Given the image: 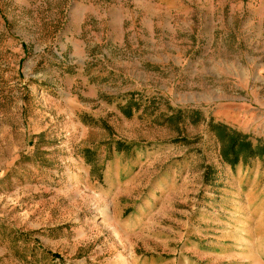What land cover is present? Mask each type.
Masks as SVG:
<instances>
[{
  "label": "rangeland",
  "instance_id": "rangeland-1",
  "mask_svg": "<svg viewBox=\"0 0 264 264\" xmlns=\"http://www.w3.org/2000/svg\"><path fill=\"white\" fill-rule=\"evenodd\" d=\"M263 120L264 0H0V264H264Z\"/></svg>",
  "mask_w": 264,
  "mask_h": 264
},
{
  "label": "trees",
  "instance_id": "trees-1",
  "mask_svg": "<svg viewBox=\"0 0 264 264\" xmlns=\"http://www.w3.org/2000/svg\"><path fill=\"white\" fill-rule=\"evenodd\" d=\"M237 149L240 151L244 150L247 153L248 158H253L256 155H258L260 152L261 153L263 152V150L262 151L260 150L259 153H256V151L253 150L251 143L247 142V140L245 138H242L241 135L239 134L233 136V140L230 145L229 151H227L225 156L229 158V156L232 155L234 152H236Z\"/></svg>",
  "mask_w": 264,
  "mask_h": 264
},
{
  "label": "crops",
  "instance_id": "crops-1",
  "mask_svg": "<svg viewBox=\"0 0 264 264\" xmlns=\"http://www.w3.org/2000/svg\"><path fill=\"white\" fill-rule=\"evenodd\" d=\"M253 124H255V123H253ZM261 128H263L264 129V120L263 121H258V124H257V127H256V129L258 130V129H261Z\"/></svg>",
  "mask_w": 264,
  "mask_h": 264
}]
</instances>
